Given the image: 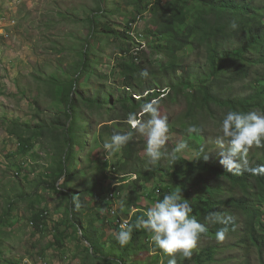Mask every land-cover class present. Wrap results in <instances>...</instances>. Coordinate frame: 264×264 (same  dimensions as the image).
I'll use <instances>...</instances> for the list:
<instances>
[{
	"label": "rangeland",
	"instance_id": "1",
	"mask_svg": "<svg viewBox=\"0 0 264 264\" xmlns=\"http://www.w3.org/2000/svg\"><path fill=\"white\" fill-rule=\"evenodd\" d=\"M159 1L0 0V14L4 12L6 17L14 18L17 22L8 29L6 36L0 38V264H28L24 263L23 258L26 256L34 258L31 259V264H39V256L45 257L48 264H102L96 258L87 257V243L77 236V225L67 218L68 197L51 185L55 180L52 173L58 169L56 159L59 148L54 140L56 136L60 138L64 131L65 83L71 81L88 44L94 62L90 70L83 74L77 88L74 156L68 172L70 190L84 192V206H87V209L82 208L84 232L88 230L92 220L95 230L104 240L106 248L103 254L115 253L110 243L111 236L118 228L116 224L108 221L106 193H117L118 197L114 198L113 205L120 206L121 216H127L129 208V214L135 211L138 204L136 201L134 203L136 195L139 197V206L144 210L153 206L159 199L156 194H147L151 187L154 189L167 184L165 195L180 189L182 198L187 199L192 207L194 202L204 195L203 186L176 183L164 173H157L149 185L143 180H136L135 175L131 176L132 173H126L123 177V173L118 172L123 162L122 147L114 153L106 152L103 147L105 142L110 141L114 131H132L131 121H128L130 119L121 121L124 114L119 105V112H116V108L111 109V104L104 101L108 93L112 95V103L125 95L121 64L125 60L132 62V57L140 53L137 48L145 51L146 63L140 64L143 70L146 69L149 73L145 86L153 81V68L167 64V58L154 49V45L159 42V36L156 33L157 26L152 8L156 7L155 4ZM262 2L263 0H258L257 3ZM138 14H144L135 32L140 41L134 39V43H130L131 51L124 53L128 50V40L123 30L125 23ZM92 33L94 35L89 39ZM140 60L141 58H138L135 62ZM196 60L203 61L202 58ZM196 60L190 62H197ZM160 74L161 72L158 73L159 78ZM164 76L172 75L165 72ZM166 84L165 80L158 81V90L163 92ZM257 85H264V70L250 79L251 87L240 84L239 90L250 93ZM189 90L194 88H184L185 92ZM169 91L167 89L166 93ZM132 95L139 98L140 92H133ZM97 96H100L102 101L100 104L92 105L88 102ZM157 106L160 114L167 116L169 122L168 140L161 149L165 153L161 158L164 166L168 167L170 164L168 154L172 152L173 147L184 141L187 147L177 156L189 160L200 158L225 168L220 163V146L217 144L218 137L222 136V126L217 127L216 123H209L202 126L200 131L189 134L180 127H174L187 107L183 97L176 101L158 102ZM137 114L139 118L141 113ZM224 115L222 112L220 117ZM142 118V121H146L149 117ZM38 124H54L57 130L54 129L50 136L48 133L39 135L40 137L34 140L32 150L18 148V135L28 136V128L33 127L34 130ZM135 138L143 145L138 155L147 161L144 151L146 138L139 134H135ZM254 150L252 147L247 153L248 167L255 161ZM17 163L22 166L18 175L15 173L16 168L20 169ZM243 170L242 167L240 171ZM119 178L124 181L121 183ZM222 179L227 182L225 177ZM64 180L65 178L61 177L58 184ZM95 181L98 184L101 182V185L95 187ZM11 202L13 210L8 211ZM113 205L111 208H114ZM47 209L54 217L59 216L62 220L57 225L62 237L55 248L50 244L54 238L50 239L49 229L46 232H37L31 225V221L39 217L42 210ZM258 210L256 224L258 226L261 223L262 226L256 228V232L262 236L264 244V198H261ZM93 217L98 218L97 221ZM238 219L245 223L244 217ZM240 227L241 225L237 234L240 233ZM235 235L236 233L228 235L223 241L203 237L197 245L202 248L217 242L227 245L237 240ZM148 243L150 248L151 242ZM247 248V252L238 250L234 253L229 250L232 253L225 256L226 261L216 264H262L255 246ZM67 254V258L61 259V256ZM150 255L151 253H144L140 258L148 259ZM262 259L264 260V255Z\"/></svg>",
	"mask_w": 264,
	"mask_h": 264
},
{
	"label": "trees",
	"instance_id": "2",
	"mask_svg": "<svg viewBox=\"0 0 264 264\" xmlns=\"http://www.w3.org/2000/svg\"><path fill=\"white\" fill-rule=\"evenodd\" d=\"M160 1L155 4L156 7L152 8L153 19L157 26L156 33L159 36V42L154 45V49L167 58V64L153 68L151 72L153 81L146 86L147 77L140 75L143 70L140 64L146 63L145 51L139 50L140 53L132 57L134 59L132 62L125 60L121 64L125 95L115 103H112V95L109 93L104 98L105 103L111 104V109L116 108V112H119L117 109L119 105L124 114L121 121H127L130 116L137 118V113L142 112V105L147 102L176 101L180 97L185 99L187 107L184 114L175 122L174 127H180L183 130H186L189 125H196L199 129L209 123L211 125L216 123L217 127L222 126L223 117H220V114L222 112L226 114L229 110L264 112V85L253 87L250 93L239 90L240 84L250 86V79L264 70V0L261 4L257 3L258 0H169L165 3ZM233 21L237 24L236 29L231 27ZM124 32L128 40V50L124 53H129L132 40L126 28ZM93 35V33L90 34L89 39ZM136 58H141L139 64L135 62ZM197 58H202L203 61H197ZM191 60L197 62H190ZM93 62L94 58L88 44L83 50L82 58L71 81L65 83L64 131L60 134V138L56 136L54 140L59 148L56 159L58 169L52 171L55 180L51 185L68 197L67 218L80 227L82 239L88 243V246H85L87 257L96 258L102 264H168V260L172 257L163 253L162 250L154 249L152 244L149 248L150 234L144 229L133 228L132 240L124 247H121L111 236L110 246L115 250L112 255L103 254L106 248L104 240L95 230L92 220L89 222L88 230L84 232L82 208L87 209V206H84V192L70 190L68 172L74 156L77 88L83 74L90 70ZM159 72H161L160 78ZM165 72L172 76L163 77ZM162 80L167 82L163 92L157 87L158 81ZM185 87H192L194 90L185 92ZM167 89L170 90L168 93H166ZM133 92H140V97L135 98L132 95ZM88 102L96 105L102 101L100 96H97L96 99H89ZM143 116L148 114L144 113ZM56 128L54 124L50 126L38 124L34 130L33 127L28 128V136L18 135L20 146L23 150H32L34 140L39 135L44 136L48 133L50 136L54 129L57 130ZM142 147V142H138L135 134L122 146L123 162L119 172L137 173L139 175L137 180L145 182H150L157 173H164L176 183L203 186L204 195L194 202L191 215L204 223H206L204 217L213 211L222 215H231L234 219V222L228 226L229 231L226 236L236 233V241L227 245L221 242L209 243L203 248L197 245L190 260H181L177 257V264L224 263L225 256L232 253L229 250L234 253L238 250L247 252L248 246H255L261 256V263L264 264L262 259L264 244L262 236L256 232V221L259 217L258 204L261 198H264V174H253L245 169L239 172L226 171L207 160L200 158L188 160L180 156H177L175 163L170 162L168 167L164 166L161 160L152 165L138 155ZM253 147L256 148V155L253 154L256 162L250 167L256 168L264 165V147ZM61 177L65 180L58 184ZM222 177H225L227 182ZM227 184L229 186H226ZM100 185L101 182L98 184L95 181V187ZM167 188V184L160 186L158 199L165 196ZM135 201H139L137 195L134 196V203ZM12 205L11 202L8 211L13 210ZM143 214V211L134 214L131 225H134L136 218ZM96 216L99 215L96 214ZM239 217H244L245 223L239 220ZM93 218L96 221L98 219ZM38 219L39 217L35 219L36 222ZM239 225H241L240 233L237 234ZM206 227L207 231L201 238L215 239L216 231L223 225L206 223ZM61 237L62 234L58 230L56 241L50 244L58 245ZM144 253H151V255L148 259L140 258Z\"/></svg>",
	"mask_w": 264,
	"mask_h": 264
},
{
	"label": "clouds",
	"instance_id": "3",
	"mask_svg": "<svg viewBox=\"0 0 264 264\" xmlns=\"http://www.w3.org/2000/svg\"><path fill=\"white\" fill-rule=\"evenodd\" d=\"M161 2L165 3L167 1L161 0ZM143 16L144 14H138L135 18H132L125 23L127 34L132 42H134V39L140 41L135 35V32L136 26L141 20H143ZM12 20H14L15 23H12ZM16 24L17 22L14 18L6 17L4 12L0 14V38L6 36L8 29ZM231 27L236 29L237 24L233 21ZM125 28L123 30H125ZM140 45H142V41ZM137 49V51L140 50V48ZM140 75L147 77L149 73L145 69L141 71ZM157 105V100H152L151 102L142 105L143 113L140 112L141 114L139 118L138 115L137 118L134 116L129 117L130 120L128 121H131V128L133 131H114L110 141L104 143V150L108 153H114L131 140L134 134H139L146 138L144 151L148 163L152 165L157 164L161 158L165 156V153L162 152L161 149L165 146L168 140L169 132L168 117L160 114ZM144 113L148 114L149 117L146 121H142ZM186 131L191 134L200 131V129L196 125H189ZM16 144L18 148L21 147L19 139L16 140ZM217 144L220 146V151L218 152V155L221 158L220 163L226 168L225 169L221 166L222 169L239 172L243 167L245 170L253 174H264V165L251 168L250 166L248 167V161L246 159L247 153L253 146L264 147V112L257 110H229L223 117L222 136L218 137ZM186 147L187 145L184 141L177 143L175 147H173L172 152L168 154L170 156V162L175 163L177 160V154L181 153ZM254 151H256V148ZM255 162L256 157L254 163ZM19 163H17V166L20 167V169L16 168V175L20 173L22 168ZM23 164L24 163H22V165ZM133 175L136 176L135 179L137 180L138 175L132 173L131 176ZM124 176L125 174L123 173V177ZM118 180L121 183L124 181V179L121 178ZM150 182L144 181L147 185H149ZM159 188L155 190V188L152 189L151 187L147 191V194L152 193L159 195ZM117 197V193L114 191L111 195L107 193L105 194V202L107 203V207H109L108 221L116 224L118 228V231L113 234L116 242L121 247L127 246L132 240L133 228L138 230L144 229L150 234L148 240L151 242L154 249L162 250L163 253L172 257L168 260V264H177V257L181 260H190L192 258L201 236L207 231L206 223L223 225V227L219 228L215 233V239L217 241H223L229 231L228 226L234 222L231 215H222L215 211L208 213L204 217L206 223L201 222L195 216L191 215L192 206L187 199L182 198V192L180 189L171 191L169 194L163 196L162 199L157 200L154 205L147 208V210L141 208L138 201L135 211H133L132 214H129V208L127 216H121L119 212L120 206L113 205L114 198ZM111 205H113L114 208H111ZM121 211L123 210L121 209ZM138 211H143L144 214L138 216L135 224L131 225L132 216ZM51 218H53V220ZM35 219L31 221L34 231L46 232L49 229L51 234L50 239L54 238L51 242L56 241V234L58 231L57 225L62 221L61 218L59 216L54 217V215L51 214V211L47 209L44 211L42 210L37 222ZM260 219H262V216ZM258 226H256V228H260L262 225L258 224ZM77 228L79 230L77 236L82 239V231L79 226ZM55 247L56 246L54 245V248ZM33 255L36 256L37 254ZM68 255L69 254L61 256V259L65 257L67 258ZM23 259L25 260L24 263L31 264L33 263L31 259L34 258L26 256ZM37 259H39L37 260L39 264H48V260H46L45 257L41 258L39 256Z\"/></svg>",
	"mask_w": 264,
	"mask_h": 264
},
{
	"label": "built area",
	"instance_id": "4",
	"mask_svg": "<svg viewBox=\"0 0 264 264\" xmlns=\"http://www.w3.org/2000/svg\"><path fill=\"white\" fill-rule=\"evenodd\" d=\"M12 23H15V21H14V20H12ZM0 33H1V29H0Z\"/></svg>",
	"mask_w": 264,
	"mask_h": 264
}]
</instances>
